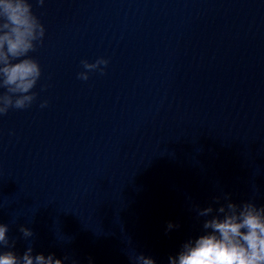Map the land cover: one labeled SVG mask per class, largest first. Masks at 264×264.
<instances>
[{
  "label": "water",
  "instance_id": "95a60500",
  "mask_svg": "<svg viewBox=\"0 0 264 264\" xmlns=\"http://www.w3.org/2000/svg\"><path fill=\"white\" fill-rule=\"evenodd\" d=\"M30 3L41 77L0 115V251L168 264L199 209L264 207V0Z\"/></svg>",
  "mask_w": 264,
  "mask_h": 264
},
{
  "label": "clouds",
  "instance_id": "9594fccd",
  "mask_svg": "<svg viewBox=\"0 0 264 264\" xmlns=\"http://www.w3.org/2000/svg\"><path fill=\"white\" fill-rule=\"evenodd\" d=\"M36 3L42 6L44 0ZM44 34L30 0H0V89L5 90L0 92V115L12 108H28L36 99L32 90L41 77V68L28 54L35 51L36 42L42 41ZM81 63L85 71L78 73V78L87 80L89 72H103L100 66L108 61L101 58L95 63ZM223 199L226 203L216 209L208 206L198 210V216L210 217L203 223L204 233L185 242L175 256H169L168 264H264V207L252 202L238 205L228 194ZM214 202L219 204L220 198ZM8 231L9 226L0 223V248L14 247L6 235ZM20 232L25 239L34 235L23 226ZM33 251L31 246L20 256L11 250L0 251V264H64L67 259L55 258L54 254L34 255ZM129 258L132 264H155L153 258L143 254Z\"/></svg>",
  "mask_w": 264,
  "mask_h": 264
}]
</instances>
